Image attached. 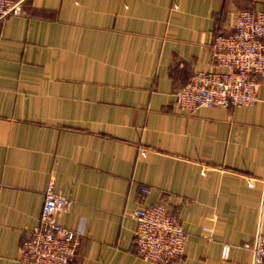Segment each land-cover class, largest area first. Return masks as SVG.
I'll use <instances>...</instances> for the list:
<instances>
[{"label": "crops", "instance_id": "crops-1", "mask_svg": "<svg viewBox=\"0 0 264 264\" xmlns=\"http://www.w3.org/2000/svg\"><path fill=\"white\" fill-rule=\"evenodd\" d=\"M264 0H23L0 20V264L48 183L69 203L72 264H159L131 212L162 203L186 231L170 264H251L264 236V75L252 105H175L213 38ZM141 187H147L143 192ZM226 256H222L223 246Z\"/></svg>", "mask_w": 264, "mask_h": 264}, {"label": "built area", "instance_id": "built-area-1", "mask_svg": "<svg viewBox=\"0 0 264 264\" xmlns=\"http://www.w3.org/2000/svg\"><path fill=\"white\" fill-rule=\"evenodd\" d=\"M23 13V0H0V20ZM217 68L197 69L175 95V105L192 111L198 106L252 105L257 101L256 75H264V7L240 10L233 28L213 38ZM148 192L147 187H141ZM69 200L49 182L43 192L38 223L21 234L19 264H72L77 251L76 233L61 225L57 216ZM133 238L146 261L170 264L182 253L186 231L180 217L162 203L135 208ZM251 264H264V236L250 244ZM227 246H223L225 257Z\"/></svg>", "mask_w": 264, "mask_h": 264}]
</instances>
